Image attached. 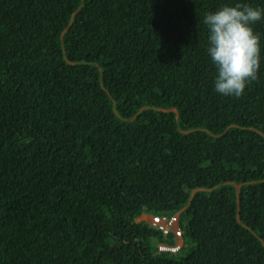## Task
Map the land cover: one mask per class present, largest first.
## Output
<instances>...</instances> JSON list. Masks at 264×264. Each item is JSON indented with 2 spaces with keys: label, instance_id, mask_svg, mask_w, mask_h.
<instances>
[{
  "label": "trees",
  "instance_id": "16d2710c",
  "mask_svg": "<svg viewBox=\"0 0 264 264\" xmlns=\"http://www.w3.org/2000/svg\"><path fill=\"white\" fill-rule=\"evenodd\" d=\"M237 2L0 0V264H264V18L240 97L203 23Z\"/></svg>",
  "mask_w": 264,
  "mask_h": 264
},
{
  "label": "clouds",
  "instance_id": "9594fccd",
  "mask_svg": "<svg viewBox=\"0 0 264 264\" xmlns=\"http://www.w3.org/2000/svg\"><path fill=\"white\" fill-rule=\"evenodd\" d=\"M262 18L264 9L241 2L225 4L205 15L207 53L216 70L217 93L240 97L246 86L258 79L261 38L253 25Z\"/></svg>",
  "mask_w": 264,
  "mask_h": 264
},
{
  "label": "built area",
  "instance_id": "2783aa9c",
  "mask_svg": "<svg viewBox=\"0 0 264 264\" xmlns=\"http://www.w3.org/2000/svg\"><path fill=\"white\" fill-rule=\"evenodd\" d=\"M170 220H172L173 224L175 225L177 235L182 239V231L178 225V214L177 213L170 215V216H162L159 214L151 215L148 220V223L150 226L161 230L164 235H167L168 233H172L174 237L175 233L172 230H170L171 228ZM182 243L183 241L181 242V244H179V246H175V243L173 245L158 244V250L159 251H165V250L176 251L182 245ZM169 246H173V249H166Z\"/></svg>",
  "mask_w": 264,
  "mask_h": 264
},
{
  "label": "rangeland",
  "instance_id": "374dc122",
  "mask_svg": "<svg viewBox=\"0 0 264 264\" xmlns=\"http://www.w3.org/2000/svg\"><path fill=\"white\" fill-rule=\"evenodd\" d=\"M150 218V216H144V217H139V218H137V220H148ZM171 221V228H170V230H172L174 233H175V235H174V240H175V246H179V244H181V242H182V239L177 235V233H176V228H175V225L173 224V221L172 220H170ZM166 249H173V246H169V247H167Z\"/></svg>",
  "mask_w": 264,
  "mask_h": 264
},
{
  "label": "crops",
  "instance_id": "0c3cea01",
  "mask_svg": "<svg viewBox=\"0 0 264 264\" xmlns=\"http://www.w3.org/2000/svg\"><path fill=\"white\" fill-rule=\"evenodd\" d=\"M141 216H142V217H144V216H148V214H142Z\"/></svg>",
  "mask_w": 264,
  "mask_h": 264
}]
</instances>
